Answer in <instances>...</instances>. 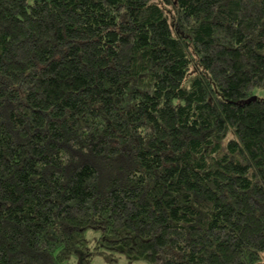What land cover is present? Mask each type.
I'll list each match as a JSON object with an SVG mask.
<instances>
[{"label": "trees", "instance_id": "trees-1", "mask_svg": "<svg viewBox=\"0 0 264 264\" xmlns=\"http://www.w3.org/2000/svg\"><path fill=\"white\" fill-rule=\"evenodd\" d=\"M99 253L264 264V0H0V264Z\"/></svg>", "mask_w": 264, "mask_h": 264}, {"label": "rangeland", "instance_id": "rangeland-1", "mask_svg": "<svg viewBox=\"0 0 264 264\" xmlns=\"http://www.w3.org/2000/svg\"><path fill=\"white\" fill-rule=\"evenodd\" d=\"M88 239L92 242L91 246L94 245L96 241V237L99 236V232L89 229L86 233ZM96 238V239H95ZM90 264H150L145 259L142 258H129L127 255L122 254L120 256H116V261H112L110 256L104 254H96Z\"/></svg>", "mask_w": 264, "mask_h": 264}]
</instances>
